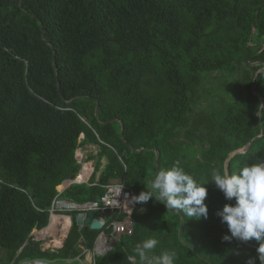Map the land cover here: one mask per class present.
<instances>
[{"label": "trees", "instance_id": "16d2710c", "mask_svg": "<svg viewBox=\"0 0 264 264\" xmlns=\"http://www.w3.org/2000/svg\"><path fill=\"white\" fill-rule=\"evenodd\" d=\"M251 140L229 173L264 159V0H0V264L76 262L93 248L100 230L73 215L61 249L32 236L57 195L98 201L114 181L138 195L177 161L209 180ZM90 145L89 181L60 192ZM206 188L207 219L136 203L133 233L96 264H130L147 238L159 241L150 256L175 251V264H247L259 242L222 239L216 213L234 201ZM60 222L66 233L71 218L56 215L42 234Z\"/></svg>", "mask_w": 264, "mask_h": 264}, {"label": "clouds", "instance_id": "9594fccd", "mask_svg": "<svg viewBox=\"0 0 264 264\" xmlns=\"http://www.w3.org/2000/svg\"><path fill=\"white\" fill-rule=\"evenodd\" d=\"M209 181L215 183L226 201H234L225 203L216 213L228 228L222 239L244 242L255 239L259 242L257 257H249L247 264H256L257 259L264 264V159L232 173L226 169L213 170L211 179L205 181L196 180L177 161L171 167L159 169L145 185V190L132 199L134 203L144 204L154 198L181 216L207 219L209 213L205 200ZM158 243L155 238L137 243L134 255L128 256L130 264H138V261L139 264H175V251L164 250L159 255H149Z\"/></svg>", "mask_w": 264, "mask_h": 264}, {"label": "built area", "instance_id": "2783aa9c", "mask_svg": "<svg viewBox=\"0 0 264 264\" xmlns=\"http://www.w3.org/2000/svg\"><path fill=\"white\" fill-rule=\"evenodd\" d=\"M76 157L82 164L81 171L75 179H66L60 186V192L65 191L73 183H84L88 182L90 176L93 173V163L88 162L85 159V155L81 149L76 152ZM85 175L84 177H82ZM135 190L128 186L124 181H114L110 184L105 185V192L98 201H87L84 203H78L62 195H57L52 203L50 224L51 226L53 217L60 215L62 217L69 216L71 218V225L64 232V224L58 223L56 234L49 232L42 234V232L48 227L42 229H35L32 232V236L37 241H42L43 250H57L61 249L65 243V240L70 232L72 226V215L65 214L63 212H85V217L89 211H94L92 219L100 218L104 219L103 227L100 229V233L95 241L93 248H87L83 246L82 255L76 259L84 262L89 261V264H96V257L107 253L113 248L114 241L118 236L122 234H132L134 231V219L131 214L136 208V203L133 202V196H135ZM117 214L116 218L113 215ZM121 217H124L122 219ZM85 226V225H84ZM63 236L61 242H57V237ZM32 262H25L20 264H31Z\"/></svg>", "mask_w": 264, "mask_h": 264}, {"label": "water", "instance_id": "95a60500", "mask_svg": "<svg viewBox=\"0 0 264 264\" xmlns=\"http://www.w3.org/2000/svg\"><path fill=\"white\" fill-rule=\"evenodd\" d=\"M255 84V83H254ZM98 110H99V106H97L96 108V113H98ZM112 121V120H111ZM252 141L251 140L248 144H246L243 148H240V149H237L235 151H233L232 153H230L227 161H226V164H225V169L229 172V164H230V160L233 156H235L236 154L238 153H243V152H246L251 144H252ZM158 161H159V155L157 156V160H156V164H158ZM94 216V211H89L88 215L85 217V212L84 211H80L76 214L75 216V220H76V223L82 227L84 225H89L92 229H95V230H100L102 227H103V224H104V219H100V218H96V219H92V217ZM50 224V222H49ZM48 224V225H49ZM48 225L46 227H48ZM115 241L113 243V247L115 245ZM31 264H50L49 262H45V261H42V260H37Z\"/></svg>", "mask_w": 264, "mask_h": 264}, {"label": "rangeland", "instance_id": "374dc122", "mask_svg": "<svg viewBox=\"0 0 264 264\" xmlns=\"http://www.w3.org/2000/svg\"><path fill=\"white\" fill-rule=\"evenodd\" d=\"M95 151V146H93V145H90V146H88V147H84L83 149H82V152L84 153V155H85V157L88 155V153H90V152H94ZM96 157V156H95ZM104 164H102V166H103ZM72 213V215L75 217L76 216V212H71ZM42 261H51V263L52 264H89L90 262L89 261H87V260H85L84 262H81V261H76V262H71V261H68V262H66V261H57V260H42Z\"/></svg>", "mask_w": 264, "mask_h": 264}, {"label": "bare ground", "instance_id": "6f19581e", "mask_svg": "<svg viewBox=\"0 0 264 264\" xmlns=\"http://www.w3.org/2000/svg\"><path fill=\"white\" fill-rule=\"evenodd\" d=\"M85 175H83L82 177H84Z\"/></svg>", "mask_w": 264, "mask_h": 264}, {"label": "crops", "instance_id": "0c3cea01", "mask_svg": "<svg viewBox=\"0 0 264 264\" xmlns=\"http://www.w3.org/2000/svg\"><path fill=\"white\" fill-rule=\"evenodd\" d=\"M89 162H92V161H89Z\"/></svg>", "mask_w": 264, "mask_h": 264}]
</instances>
